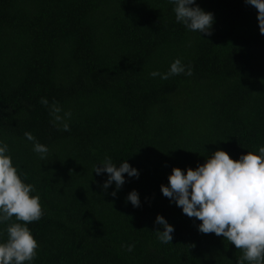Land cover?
I'll return each mask as SVG.
<instances>
[{
  "label": "trees",
  "instance_id": "obj_1",
  "mask_svg": "<svg viewBox=\"0 0 264 264\" xmlns=\"http://www.w3.org/2000/svg\"><path fill=\"white\" fill-rule=\"evenodd\" d=\"M196 5L214 15L210 36L177 22L169 0H0V145L43 210L27 225L39 247L25 264H238L242 250L201 233L161 192L173 167L186 173L217 149L238 160L264 146L257 10L245 0ZM176 59L191 76L150 75ZM106 158L139 177L104 190L108 174L94 167ZM132 190L139 207L126 199ZM158 214L172 242L158 239ZM16 222L0 223V241Z\"/></svg>",
  "mask_w": 264,
  "mask_h": 264
},
{
  "label": "clouds",
  "instance_id": "obj_2",
  "mask_svg": "<svg viewBox=\"0 0 264 264\" xmlns=\"http://www.w3.org/2000/svg\"><path fill=\"white\" fill-rule=\"evenodd\" d=\"M175 5L174 13L177 22H182L189 30L212 34L214 15L204 11L196 0H169ZM255 7L259 30L264 34V0H245ZM196 5V6H193ZM185 73L192 75V69L187 71L180 59H176L167 73L152 72L153 77L170 76ZM43 105L48 101L41 98ZM61 109L53 106L52 114L55 121L63 118L59 115ZM70 117L71 113H65ZM63 131H70L68 123H63ZM29 141L35 137L26 132ZM33 150L45 159L47 146L35 142ZM8 145H0V223H7L15 217L16 223L8 224L7 240L0 241V264H25L31 262L37 255L39 247L28 224L38 221L43 210L38 195L32 184H26L13 166L11 157L7 154ZM101 166H95L97 175L108 174V179L102 187L107 190L115 182L119 190L125 183L124 174L129 177H139V171L127 161L119 167L106 158ZM162 194L182 208L183 214L189 218L201 221L199 231L204 234L214 233L242 250L243 255L238 264H264V146L259 148V154L247 152L238 160L233 159L228 152L217 149L205 163L195 169L189 167L186 173L179 167H173L168 177V184L161 185ZM111 195L116 196L113 191ZM133 206H140L138 192L132 190L127 198ZM22 222V223H21ZM155 223L163 230L157 229L158 239L162 243L172 242L174 227L162 216L157 215ZM133 245L128 246L132 251Z\"/></svg>",
  "mask_w": 264,
  "mask_h": 264
}]
</instances>
